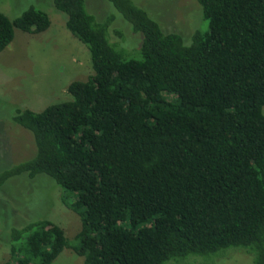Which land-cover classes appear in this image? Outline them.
<instances>
[{"label": "trees", "instance_id": "trees-1", "mask_svg": "<svg viewBox=\"0 0 264 264\" xmlns=\"http://www.w3.org/2000/svg\"><path fill=\"white\" fill-rule=\"evenodd\" d=\"M107 1L141 40L111 42L114 17L53 0L92 75L69 84L67 102L16 111L35 155L0 173V187L51 179L81 228L71 244L50 220L11 228L3 264H52L64 249L83 264L206 262L227 250L264 264V0H195L207 29L188 43L131 0ZM49 27L34 7L0 13V54L15 29Z\"/></svg>", "mask_w": 264, "mask_h": 264}, {"label": "rangeland", "instance_id": "rangeland-1", "mask_svg": "<svg viewBox=\"0 0 264 264\" xmlns=\"http://www.w3.org/2000/svg\"><path fill=\"white\" fill-rule=\"evenodd\" d=\"M53 0H0V13L9 20L29 7L44 12L49 20L47 31L31 35L14 30V39L0 54V173L35 155L32 135L11 120L17 110L35 113L46 107L71 100L67 87L75 81H87L92 75L87 48L65 28L66 17L58 12ZM156 21L164 33H175L190 41L194 32H204L207 23L195 0H131ZM86 10L98 22L114 17L108 32L111 42L135 46L136 36L130 25L107 0H85ZM141 40V36H140ZM141 42V41H140ZM264 116V108L262 109ZM41 177V178H40ZM61 189L44 176L32 180L26 175L13 177L0 187V264L9 256L10 229L37 220H50L65 233L69 244L80 230L76 214L64 207ZM251 256L227 250L210 261L187 260L179 264H251ZM52 264H83L72 249H64Z\"/></svg>", "mask_w": 264, "mask_h": 264}]
</instances>
